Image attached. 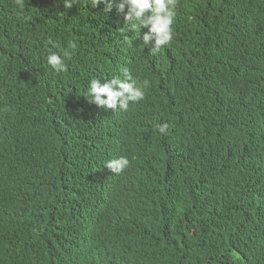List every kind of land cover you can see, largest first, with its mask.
Listing matches in <instances>:
<instances>
[{"label":"trees","instance_id":"obj_1","mask_svg":"<svg viewBox=\"0 0 264 264\" xmlns=\"http://www.w3.org/2000/svg\"><path fill=\"white\" fill-rule=\"evenodd\" d=\"M203 2L178 23L177 42L158 52L139 48L138 72L114 47L123 35L112 20L103 22L106 46L105 38L101 48L88 46L86 36L80 41V29L102 24L87 0L71 9L60 0H28L22 16L14 0H0V217L18 218L21 235L33 230L27 216L41 218L36 233L44 240L56 221L80 216L92 238L80 241V261L158 264L173 253L169 264H264V0ZM49 49L72 54L66 71L47 65ZM122 67L150 87L144 108L115 111L104 128L105 146L121 141L130 160L115 183L59 143L86 148L84 137L102 145L100 134L85 129L83 92L91 78ZM40 155L59 171L80 172L20 177ZM106 195L118 198V221L107 209L98 217L87 212Z\"/></svg>","mask_w":264,"mask_h":264},{"label":"clouds","instance_id":"obj_2","mask_svg":"<svg viewBox=\"0 0 264 264\" xmlns=\"http://www.w3.org/2000/svg\"><path fill=\"white\" fill-rule=\"evenodd\" d=\"M64 9H71L80 3V0H60ZM28 0H14L16 15L22 16ZM88 6L95 8L101 18L100 28L80 29V41L87 37L86 43L92 47L95 43L101 48L102 38L106 39L107 45L110 38L103 33L102 27L105 19L112 20L119 29V35H123L121 42L114 40V47L122 49V58L128 65L138 72L142 71V62L137 56L139 48L150 49L158 52L164 46L177 42L176 32L180 20L192 17L193 11L205 6L203 0H87ZM66 14V13H65ZM260 17V11L256 13ZM98 38L95 40V38ZM72 38V37H71ZM72 49L75 44H71ZM72 54L69 51L57 52L48 50L46 63L57 74L66 71L65 60H70ZM150 87V81H142L134 78L127 67L121 68V74L107 78H91L83 96L86 98L87 109L81 114L85 117V129L90 133H98L104 139L102 145H96L83 136L86 148H80L74 143L59 145L66 147L72 145L80 153L94 162L97 169L108 181L116 183V176L130 167V160L124 155L121 141L115 142L109 139L108 147L105 146L104 128H110L113 124L115 111H127L129 105H138L144 108L142 101L146 97V89ZM221 97V94H219ZM222 99V98H221ZM252 102L255 101L252 99ZM258 117V116H257ZM255 118V121L257 119ZM254 121V122H255ZM27 128L25 123H21ZM21 133L20 124L17 125ZM160 134H167L168 125H157ZM0 153H5L0 143ZM4 156L0 155V159ZM53 166V167H52ZM55 167V168H54ZM20 171L19 176L35 179L52 177L59 174H78L80 171L66 169L59 171L55 164H48L43 156L34 157ZM80 203V199L78 200ZM107 209L109 215L118 221L119 202L117 197L106 195L98 199L94 206L87 210L88 213L98 214ZM80 213V207L77 208ZM27 224L33 228L30 235H21L18 232L19 220L16 217H0V264H121L118 260L110 261L103 256H83L80 261V241L92 240L86 236L80 228V216L70 224H62L56 221L47 229V235L42 240L36 233L41 218L27 216ZM115 231L116 228H113ZM168 232V231H167ZM52 233L55 234L56 246L49 251ZM170 236V232H168ZM148 258L153 259L156 250L155 244L150 245ZM173 253L164 254V261L156 260L158 264H169ZM185 258L186 254H182ZM48 258L47 261H44ZM128 259L127 256H124Z\"/></svg>","mask_w":264,"mask_h":264}]
</instances>
